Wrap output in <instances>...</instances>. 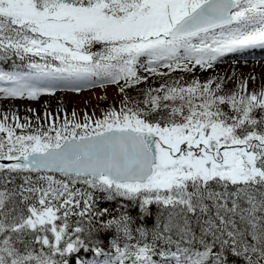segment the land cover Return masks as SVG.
<instances>
[{
	"label": "snow or ice",
	"instance_id": "snow-or-ice-1",
	"mask_svg": "<svg viewBox=\"0 0 264 264\" xmlns=\"http://www.w3.org/2000/svg\"><path fill=\"white\" fill-rule=\"evenodd\" d=\"M258 45L264 0H0V60H28L0 70V94L37 100L97 82L123 93L147 81L140 66L192 73ZM212 83L161 85L100 119L34 132L4 113L0 264H264V88L245 80L220 94ZM98 192L159 215L134 227L127 212L100 209Z\"/></svg>",
	"mask_w": 264,
	"mask_h": 264
},
{
	"label": "rangeland",
	"instance_id": "rangeland-1",
	"mask_svg": "<svg viewBox=\"0 0 264 264\" xmlns=\"http://www.w3.org/2000/svg\"><path fill=\"white\" fill-rule=\"evenodd\" d=\"M147 59V57H141L139 64L145 65ZM217 70V66H213L209 70L197 67L192 73H187L179 69L168 71V69L161 68L159 71L168 72L167 75L161 76L145 72L144 67L140 66L137 69L138 73L141 76H147L148 79L135 87L138 88V93L143 98L148 89H157L161 85H165L166 87L186 86L193 79H198L201 83L212 79V87L214 88L215 84L219 81L217 78H221V74ZM261 72L255 71L252 78L246 73L241 81L247 80L248 85L252 84L254 91H259L261 88H264V76ZM259 78L260 81H258ZM237 83L233 79L231 81L233 88L222 91L220 94L236 91L234 87L235 85L237 86ZM123 84L124 81H121L120 86ZM123 100L124 93L119 91V86L116 84L105 83L101 86V83L97 82L95 86H85L79 93L71 91L68 87L61 84L54 95L42 94L37 100L5 98L0 94V118H2L4 113H7L10 116L8 122L15 124L17 121L11 119V114L15 113L19 117V123L31 125L30 128L23 131L34 132L37 129L61 128L66 119L73 122H84L86 114L92 120L100 119L112 107H116L117 109L122 107ZM73 112L76 113L75 117L72 115ZM17 131L21 130L18 129Z\"/></svg>",
	"mask_w": 264,
	"mask_h": 264
},
{
	"label": "trees",
	"instance_id": "trees-1",
	"mask_svg": "<svg viewBox=\"0 0 264 264\" xmlns=\"http://www.w3.org/2000/svg\"><path fill=\"white\" fill-rule=\"evenodd\" d=\"M93 51H101L102 45H94ZM39 60V58H35ZM28 63V60L25 59L24 61H21L18 57L9 55V57L4 58L0 60V70L4 71H13V70H20L22 67L26 66ZM26 70V68H24ZM138 84L125 88L124 97H130L132 101H142L143 97L139 95L138 88L135 87ZM131 106V105H129ZM228 110L227 108L225 109ZM259 115V113H257ZM19 182V180L17 181ZM11 186V185H10ZM97 196V206L100 209L107 208L109 210V213L111 215H119L120 212H127L135 221L134 227L139 226L143 224L146 228H151L156 217L159 215V207L155 204L148 206L147 212H142L139 207V201L138 200H128L126 198L122 197H116L113 200H107L105 198L104 193H96ZM140 216H144V220L140 219ZM105 219L109 218L107 215L104 217ZM114 232L108 231V232H101L98 234V239L101 241L100 246L104 249L105 252L114 251L111 246L110 242L113 238ZM81 258L87 259L89 261L92 260H102L103 257H96L94 254L89 252H84L81 250V252L78 254ZM156 259H159V257H156ZM230 259H235L230 257ZM72 264H75V256L71 258ZM236 264H242V261L236 260Z\"/></svg>",
	"mask_w": 264,
	"mask_h": 264
},
{
	"label": "bare ground",
	"instance_id": "bare-ground-1",
	"mask_svg": "<svg viewBox=\"0 0 264 264\" xmlns=\"http://www.w3.org/2000/svg\"><path fill=\"white\" fill-rule=\"evenodd\" d=\"M213 66H217V72H219L221 74L220 77L223 78V81L217 78L219 80L217 83H222V91L233 88V86H231V81L233 79L236 83H239H237V86L235 85L234 90L239 91L240 82H242L241 80L246 73L252 78L255 71H262L261 73L264 76V46L258 45L252 48L241 49L234 53H228L215 62ZM258 81H260V78ZM248 90L254 91L252 84L248 85Z\"/></svg>",
	"mask_w": 264,
	"mask_h": 264
}]
</instances>
